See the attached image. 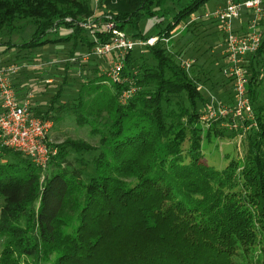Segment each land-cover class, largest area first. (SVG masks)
<instances>
[{
	"label": "trees",
	"instance_id": "obj_1",
	"mask_svg": "<svg viewBox=\"0 0 264 264\" xmlns=\"http://www.w3.org/2000/svg\"><path fill=\"white\" fill-rule=\"evenodd\" d=\"M211 1L0 0V47L18 51L2 66L47 62L40 47L61 49L50 61L80 59L111 41L107 23L131 39L159 37L125 56L120 85L103 73L106 58L52 66L47 107L32 115L53 123L67 112L96 144L50 142L42 171L0 141V264H264V22L246 63L256 126L246 122L242 155L222 168L202 144L224 135L225 120L206 131L199 120L207 101L197 85L208 79L198 64L181 69L185 47L168 48L182 32L197 39L199 22L181 29ZM20 23L34 26L31 39L7 41Z\"/></svg>",
	"mask_w": 264,
	"mask_h": 264
},
{
	"label": "built area",
	"instance_id": "obj_2",
	"mask_svg": "<svg viewBox=\"0 0 264 264\" xmlns=\"http://www.w3.org/2000/svg\"><path fill=\"white\" fill-rule=\"evenodd\" d=\"M97 4L98 0H93ZM247 15V26L244 33L235 30L234 21ZM211 20L216 23L219 31L223 34L224 41L220 44L223 50L224 66L222 77L230 82L234 94V104L229 106H217L213 103L207 107L200 116L203 124H209L218 117L225 118L229 115L234 119H251L253 115L250 99L247 94L249 72L246 67L247 60L260 48L264 22V0H226L223 6L216 8L201 16L192 17L183 27L194 23L197 19ZM69 21V20H68ZM88 29H95V24L86 26ZM107 31L113 37L109 43L95 44L93 49L79 57L65 58L60 61L9 63L0 66V141L7 149L20 153L27 158L34 166L42 171L47 169L50 157L55 151L48 146V134L52 126L51 121H44L32 115L31 100L34 97L32 90L27 91L22 100L16 96L13 87V78L23 71L42 70L45 67L57 63L70 61L87 62L92 57L107 59V65L103 73L113 84H122L126 79L122 78L125 56L135 48L152 47L159 37L152 36L146 40H131L122 31L114 28V25L107 23ZM179 33V32H178ZM168 43V39H162ZM194 61L183 59L180 67L189 71ZM48 81L45 83L47 84ZM134 89L123 91L119 97L121 104H126Z\"/></svg>",
	"mask_w": 264,
	"mask_h": 264
},
{
	"label": "rangeland",
	"instance_id": "obj_3",
	"mask_svg": "<svg viewBox=\"0 0 264 264\" xmlns=\"http://www.w3.org/2000/svg\"><path fill=\"white\" fill-rule=\"evenodd\" d=\"M225 2L226 0H212L208 5L207 10L201 13L202 14L209 13L215 10L216 8L223 6ZM196 22H199L198 24H195V27L197 29V36H196L197 39H190L189 35L186 36L183 34L184 35L183 36L182 35L183 32L181 31L182 33L177 35L171 41L172 43L170 42L169 44L168 43L166 44H168V48L170 51L183 49L185 47L184 51H186L187 54L181 59H179V64L181 63V60L188 59L194 61V65L198 64V67H200V69L203 70L202 76H205V78L208 79V81L205 84L200 83L197 86H198V90L203 92V96L207 101L206 108L211 105H214L213 103L215 102L218 103L217 106H229L230 105L229 103H232L233 101L234 94L232 92V89H230L231 85L227 84L225 87L224 80L220 76V72L222 71L225 62L223 59L220 60V58L218 57L220 54L219 51L220 44H222L224 41L223 34L219 31L216 23L211 20H204L201 17L197 19L195 23ZM33 30H34L33 25L20 23L18 25V29H16L9 37H7V41H11L15 44H22L24 42H27L31 39ZM177 31L179 32V30ZM210 32H212V34L209 37H207L208 34H210ZM52 37L53 36L50 35L48 36V38L50 39ZM178 37L180 39L179 42H177L176 40ZM131 40H135V39H131ZM209 46H211V50H209V52L204 53V50H206ZM40 48H35L33 52H35L36 54L42 53L45 56L46 54L43 52H46V50H48L49 48L45 49L46 47H43L44 49L42 48L41 50ZM195 50H197V52ZM184 51L182 53H184ZM202 53L204 54L201 55ZM30 55L33 56L34 54L30 53ZM33 57L30 59V61L27 62L29 63L33 62L35 59ZM44 70L48 71L49 69H44ZM191 70L187 71V73H190ZM55 77L58 78V76ZM55 77L53 78V83L57 81V78ZM52 89L53 87L49 88V91H51ZM65 101L66 100H63V102ZM219 120H225V122H222L220 124V128L222 129V131H224V135L218 139L213 138L211 142L205 141V138H203L202 144L204 146V150L210 155L209 163L214 166L220 164L221 166L218 167L222 168L225 165H227L230 159L233 158L232 157L233 155L235 154H237V156L238 154L242 155V151L244 150L243 145L245 139L243 136H244V132L248 129L246 122L251 121L253 123V126H256V123L254 121V113L251 119H246V118L234 119L233 116L229 115L225 118L218 117L209 124H203L202 121L201 120L200 121L204 127V130L206 131V129H208L215 121H219ZM204 134L205 133L203 132V135ZM203 135L202 137H204ZM66 138H71L74 140L76 139L83 140L91 145H95L96 144L95 142L97 140L95 136H92L89 133V129H87V127H79L75 123L74 118L67 112H64L59 114L57 120L52 123V126L48 134V141L51 143L58 144L63 140H65ZM183 147L187 148L188 145L184 144ZM226 154L229 157L223 159L222 156ZM2 249H3V239L0 238V254L2 252Z\"/></svg>",
	"mask_w": 264,
	"mask_h": 264
},
{
	"label": "crops",
	"instance_id": "obj_4",
	"mask_svg": "<svg viewBox=\"0 0 264 264\" xmlns=\"http://www.w3.org/2000/svg\"><path fill=\"white\" fill-rule=\"evenodd\" d=\"M247 15H243L239 20H236L234 23L235 30L239 33H244L247 26ZM220 48V54L219 56L223 58V50L222 47ZM45 49H48L46 47ZM61 49H55L54 47L49 48L46 50V55L44 56L42 53H40L43 58L42 60L50 61L51 59H54L58 57L60 54ZM15 52H18L14 49L10 51L4 52V48L0 47V66L4 65L5 62L11 60V58L14 56ZM224 60V59H223ZM44 69H49L44 70ZM42 70H32V71H23L17 76H15L13 80V87L16 92L17 98L22 100L25 96V93L27 91L32 90L34 93V97L31 100L30 106L32 111H39V110H45L47 107V103L49 102L50 95L53 92L52 90L49 91L47 88H45V85H50L53 82L54 76L52 75H59L60 72L57 71L56 67L52 68V66L45 67ZM46 81L47 84L45 83ZM45 83V84H44ZM50 88V87H48Z\"/></svg>",
	"mask_w": 264,
	"mask_h": 264
}]
</instances>
